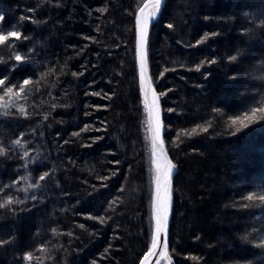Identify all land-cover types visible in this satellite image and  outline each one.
Listing matches in <instances>:
<instances>
[{"label": "trees", "instance_id": "16d2710c", "mask_svg": "<svg viewBox=\"0 0 264 264\" xmlns=\"http://www.w3.org/2000/svg\"><path fill=\"white\" fill-rule=\"evenodd\" d=\"M143 3L0 0V31L22 33L0 45V76L33 78L15 101L23 112L0 104V203L13 201L0 208V264H139L147 251L154 172L134 52ZM261 10L264 0H168L150 34L178 170L173 264H264V205L245 199L264 195V122L231 134L233 117L264 105ZM17 53L25 61L13 68Z\"/></svg>", "mask_w": 264, "mask_h": 264}, {"label": "snow or ice", "instance_id": "6c2138e0", "mask_svg": "<svg viewBox=\"0 0 264 264\" xmlns=\"http://www.w3.org/2000/svg\"><path fill=\"white\" fill-rule=\"evenodd\" d=\"M162 0H144V3L135 14V40H136V60L140 69V93L143 97L144 109L148 118V129L152 142V169L154 172L153 185L154 189L152 192V220L154 227L151 234V243L148 246L147 251L144 253L143 258L140 260V264H149L152 257L157 258L156 264H160L161 258L165 261L168 260L167 245L159 246V240L162 234L166 233L169 211H170V191H171V176L173 169L176 167L173 162L168 159L164 152L163 142L160 139L161 135V116L160 106L157 94L152 91V84L146 79L147 63L145 61V44L149 40V24L150 21L157 18V14L161 9ZM261 15H264V10H261ZM3 17L0 16V21ZM167 28L171 29L173 25L171 23L166 25ZM216 33H212L214 37ZM22 36L20 31H0V45H4L10 39L19 40ZM206 38V36H205ZM202 43V39L196 41V45ZM12 59L15 60L16 64L13 68H18L25 61V57L19 53L15 54ZM231 60H236V57H230ZM209 65L215 63L214 60L208 61ZM203 64V61H201ZM10 69L9 71H12ZM196 71H200L198 65ZM163 75V73H161ZM207 78V77H205ZM6 81L10 82L11 77L0 76V86L3 87V94L0 95V104L7 103L9 106L17 107L19 112H23L24 109L16 105L15 101L21 97L27 96L29 86L33 83L32 77H24L20 79L18 85L12 83L8 86ZM172 111L171 108L168 109ZM260 122H264V105L259 107H253L250 111L243 112L242 115L235 116L231 119V126L234 131L232 135L242 133L244 130L249 129L251 126L256 125ZM196 131L195 128L192 130ZM202 131H204L202 129ZM0 154H3V149L0 148ZM28 155L27 152L24 153ZM117 163H119L117 161ZM47 175L45 173L40 177L41 180ZM105 179H107L105 177ZM32 187V185H29ZM35 199V197H33ZM247 201H259L261 205H264V195L253 196L248 195L245 197ZM11 197H9L4 203H0V208L4 207L5 204L12 203ZM89 219H96V217H89ZM101 221L103 218H100ZM241 240H247V237H241ZM258 247L264 248V239L259 241ZM24 259L27 261L30 259L29 253H25Z\"/></svg>", "mask_w": 264, "mask_h": 264}, {"label": "water", "instance_id": "95a60500", "mask_svg": "<svg viewBox=\"0 0 264 264\" xmlns=\"http://www.w3.org/2000/svg\"><path fill=\"white\" fill-rule=\"evenodd\" d=\"M166 0H162V5H161V9L160 11L158 12L157 14V18L155 20H152L150 21V24H149V33L151 32V30L153 29L152 27L158 22V19L160 18V15L161 13L163 12L164 10V7H165V3ZM149 41V40H148ZM148 41L146 42L145 44V61L147 63V45H148ZM135 52H136V47H135ZM136 64H137V60H136ZM137 70H138V76H139V84H140V69H139V65L137 64ZM146 79L151 82V76H149V68H148V64H147V72H146ZM152 84V82H151ZM152 91H154L156 94H157V97H158V93L156 92V90L154 89V87L152 86ZM141 100H143V97L141 96ZM158 101H159V106H160V116H161V122H162V118H163V113L161 111V100L159 99L158 97ZM161 134H162V123H161ZM162 136L163 135H160V139L162 141ZM164 152H165V149H164ZM167 155V153H165ZM176 174V170L173 169V172H172V176H171V180L173 179V177L175 176ZM172 183V182H171ZM168 224H169V220H168ZM167 228H168V225H167ZM167 231V230H166ZM167 236V233L165 234H162L161 237H160V240H159V246H163L166 244V242H164L165 238ZM167 245V244H166ZM163 259V258H161ZM157 262V258L154 256L150 259L149 261V264H156Z\"/></svg>", "mask_w": 264, "mask_h": 264}, {"label": "bare ground", "instance_id": "6f19581e", "mask_svg": "<svg viewBox=\"0 0 264 264\" xmlns=\"http://www.w3.org/2000/svg\"><path fill=\"white\" fill-rule=\"evenodd\" d=\"M136 68H137V64H136ZM151 82H152V80H151ZM138 84H139V81H138ZM152 86H153V84H152ZM162 134L161 135H163L162 136V142H163V147H164V149H165V153H167V157H168V159H170L171 161H172V159L169 157V153H168V148L166 147V143H165V138H164V133H165V123L163 122V118H162ZM146 124H147V126H148V118H147V114H146ZM148 135H149V140H150V147H151V159H152V142H151V138H150V133H149V129H148ZM173 162V161H172ZM173 164H174V162H173ZM175 165V164H174ZM177 168L175 167L174 168V170H176ZM178 171V170H177ZM177 171H176V174H177ZM176 174H175V176L173 177V179L171 180V191H170V211H169V220L171 221V214H172V210H171V208H172V199H173V194H171L172 193V190H173V188H174V182H173V180L175 179V177H176ZM153 189H154V185H153ZM153 189H152V192H153ZM151 207H152V204H151ZM151 219H152V212H151ZM153 227H154V222H153ZM153 230V229H152ZM166 233H167V236H166V238H165V240H164V242H166V244H167V252H169L168 251V247H169V245H168V234H169V230H167L166 231ZM160 261H165L164 259H161ZM166 262V264H167V262H168V264H173L172 263V260H171V257H170V254H168V260L167 261H165ZM140 264V263H139Z\"/></svg>", "mask_w": 264, "mask_h": 264}, {"label": "rangeland", "instance_id": "374dc122", "mask_svg": "<svg viewBox=\"0 0 264 264\" xmlns=\"http://www.w3.org/2000/svg\"><path fill=\"white\" fill-rule=\"evenodd\" d=\"M194 12H196V9L195 10H193ZM193 11H190L189 13L191 14V15H194L195 13H193L192 14V12ZM196 15V14H195ZM222 17V16H221ZM132 114V113H131ZM160 264H166V262L165 261H160ZM167 264H168V262H167Z\"/></svg>", "mask_w": 264, "mask_h": 264}]
</instances>
